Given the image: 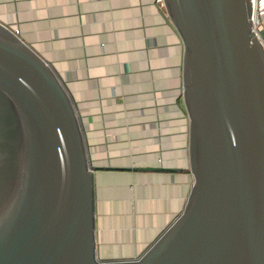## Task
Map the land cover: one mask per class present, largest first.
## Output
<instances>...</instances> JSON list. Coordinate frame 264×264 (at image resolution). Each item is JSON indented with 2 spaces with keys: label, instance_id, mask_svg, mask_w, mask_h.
Segmentation results:
<instances>
[{
  "label": "water",
  "instance_id": "1",
  "mask_svg": "<svg viewBox=\"0 0 264 264\" xmlns=\"http://www.w3.org/2000/svg\"><path fill=\"white\" fill-rule=\"evenodd\" d=\"M163 2L184 46L193 183L182 213L138 259H97L74 106L0 24V264H264V48L251 0Z\"/></svg>",
  "mask_w": 264,
  "mask_h": 264
},
{
  "label": "crops",
  "instance_id": "2",
  "mask_svg": "<svg viewBox=\"0 0 264 264\" xmlns=\"http://www.w3.org/2000/svg\"><path fill=\"white\" fill-rule=\"evenodd\" d=\"M0 24L50 66L74 106L93 170L97 259H138L193 183L184 46L164 5L0 0Z\"/></svg>",
  "mask_w": 264,
  "mask_h": 264
},
{
  "label": "built area",
  "instance_id": "3",
  "mask_svg": "<svg viewBox=\"0 0 264 264\" xmlns=\"http://www.w3.org/2000/svg\"><path fill=\"white\" fill-rule=\"evenodd\" d=\"M157 2L164 5L163 0ZM251 6L252 31L264 48V0H251Z\"/></svg>",
  "mask_w": 264,
  "mask_h": 264
}]
</instances>
